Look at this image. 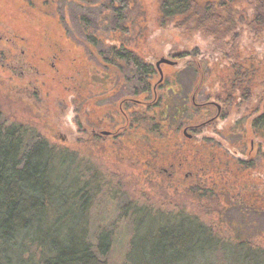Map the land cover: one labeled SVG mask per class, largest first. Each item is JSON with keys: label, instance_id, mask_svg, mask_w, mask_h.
Segmentation results:
<instances>
[{"label": "rangeland", "instance_id": "obj_1", "mask_svg": "<svg viewBox=\"0 0 264 264\" xmlns=\"http://www.w3.org/2000/svg\"><path fill=\"white\" fill-rule=\"evenodd\" d=\"M140 1L142 8L136 10L145 11L146 16L140 27L143 33L138 37V41L134 42L138 44L135 51L155 64L162 56L171 57L174 52L182 54L184 50L198 48L207 56L206 65L200 68L199 73L186 68L189 60L186 56L181 57L179 64L173 68L163 64V70L166 75L178 71L179 76L185 77L183 81L186 86L191 82V76H206L202 88L206 93H214L217 84L213 82L217 81V75H225L221 67L215 65L220 58L218 52L213 51L216 48L215 41L200 33L180 35L179 30L162 26L160 0ZM78 5H75V8L81 11ZM91 5L96 6L94 3ZM65 24L68 25L67 28ZM77 24L72 20L70 7L62 0H0V34L4 40L0 41V54L2 50L14 54L16 50L11 46L16 42L21 45L18 47L19 51L21 47L26 49L27 59L31 60L37 69L46 71V74L36 81L38 88L34 93L32 86L30 91L25 90L27 82L20 83L16 76L11 74V77L10 73L4 72L0 66L1 115L7 122H21L35 129L52 144L69 151L68 164H62L59 170L58 179H61L64 191L80 185V180L82 184L92 183L94 180L96 182L92 186H98L93 192L95 196L88 210L89 217L80 210L74 211L72 201L68 202L64 196L60 199L63 208L57 211L63 217L58 221L59 230L51 226L56 219L55 213H47L49 207L40 206L36 218L37 225L33 229L36 230L30 234L38 239L48 238L52 242L55 239L63 240L65 245L70 246V239L80 236L84 238L85 234L89 237L92 235L94 239L99 233H108L111 229L115 232V239L107 256L109 264H258L252 250L235 248L234 244H246L248 247L250 245L251 248L264 250V161L256 157H262L260 150H254L251 155L258 166L255 164L251 169H235L233 176L226 175L222 178L214 168L215 150H206L204 160L211 163V168L207 174V185L199 189L194 182L195 178H186L189 169L181 171L179 179L169 176V152L165 137L163 142L153 141L154 133L149 130L155 124L154 121L142 123L144 130L138 129V137H124L122 141L116 140L115 145L111 144V140L90 143L74 136L73 129L77 124L68 104L69 98L73 100L77 93L73 95L65 85L71 89L73 71L78 70L79 66L77 63L73 64V53L64 52L61 56L57 53L59 58L56 60V66L61 69V75H56L50 57L53 52H60L61 49L59 46L54 49L50 45L60 43L64 47L71 46L68 38L74 37V32L80 36V26ZM96 34L104 36L106 43H116L123 36L108 33L100 28ZM239 39L237 47H249L253 44V39L247 34ZM131 47L134 48V44ZM237 47L235 50H239ZM86 51L89 54H84L85 59H77L83 67L77 78V85L81 90L90 92L96 90V83L100 81L99 75L103 73L96 65L98 56L93 58L90 55L92 53ZM73 52L78 53L75 48ZM43 57L49 61H45ZM206 67L213 72H207ZM159 77L157 75V78ZM200 80L201 78L198 79ZM255 92L260 94L258 98H252L248 103L234 104L227 119L220 117L216 120L219 132L225 130L230 133L231 129L236 128L230 136L238 137L245 129L248 146L250 139H253V133L250 125L244 122L246 119L252 120L264 109V100L261 101L262 88H257ZM78 97L81 99L80 95ZM201 97L203 98V95ZM137 109L143 110L139 105ZM161 109L160 105L156 104L152 106L151 111L146 110V113L152 114V111ZM249 112L254 116L243 117L250 115ZM210 116L209 112L201 114L203 122ZM241 120L244 122L236 126ZM205 128L209 132L205 133L208 138H218L217 134L213 133L216 131L214 126L208 125ZM207 144L213 145L212 139ZM80 172L83 173V179L79 177ZM227 187L230 189L227 190ZM243 197L247 198L246 202H242ZM37 199L41 202L43 198L38 195ZM130 202L155 211L186 209L187 213L201 217L215 235L212 237L207 234L202 238H193L194 240L186 246L173 248V240H162L159 236L160 231H165L169 226H177L176 219L166 214L146 211L135 214L132 222L131 210L122 211ZM187 229L194 230V224H190ZM35 248L36 246H33L32 250ZM37 261H40V257L35 258L33 263L36 264Z\"/></svg>", "mask_w": 264, "mask_h": 264}, {"label": "trees", "instance_id": "obj_2", "mask_svg": "<svg viewBox=\"0 0 264 264\" xmlns=\"http://www.w3.org/2000/svg\"><path fill=\"white\" fill-rule=\"evenodd\" d=\"M62 2L70 7L74 22L87 24L80 26L83 36L87 35L86 30L92 28L107 30L114 35L130 33L129 42L134 44L135 48L131 47L133 58L132 73H129L132 77L128 74L130 80L140 81L145 78V73L153 74L155 68L152 62L148 64L149 69L146 68L143 65L144 56L135 51L138 44L134 42H137L143 33L140 27L146 16L145 11L136 10L142 8L140 0H62ZM93 3L96 4L95 7H92ZM75 5H78L81 11H78ZM160 20L162 26L179 30L180 35L200 33L215 41L216 48L213 51H217L220 57L215 65H219L225 74L217 75V81L213 82L217 84L213 96L225 100L221 119L229 117L234 104L240 105L250 102L252 98H258L260 94L255 92L257 88H262L261 101L264 100V0H160ZM245 34L253 39V44L249 47L246 45L237 47V41ZM235 47L239 50H235ZM184 51L180 53L181 57H189L187 60L189 68L199 73L200 68L206 65V54L204 55L198 48ZM206 68L207 72H213ZM205 82V79L200 80L201 84ZM201 90V94L206 98H214L212 92L205 93L203 88ZM249 114L243 117L254 116L253 113ZM137 119L139 131L144 130L142 123L154 121L155 124L149 129L154 133L152 140L163 142L165 133L162 110H154L152 114L139 110ZM209 149H213V146L206 143L205 150ZM69 155V151L52 144L35 129L21 122H7L0 113V264H34L37 257H40V261L36 264H109L107 256L115 239V232L111 229L108 233H99L96 239L86 234L84 238L80 236L70 239V246L65 245L63 240L55 239L52 242L48 238L38 239L30 234L36 230L33 229L37 225L36 218L40 206L49 207L47 213H55L56 219L51 226L59 230L58 221L63 217L57 211L63 208L60 199L64 196L68 202L72 201L74 211L80 210L89 217L88 210L95 196L93 192L98 186L96 188L92 186L96 182L94 180L85 184L80 180V185L64 191L61 179H58L59 170L62 164H68ZM79 177L83 179V173L80 172ZM38 195L43 198L41 202H38L40 200L37 199ZM241 199L242 202H246L247 198ZM127 209L131 210L132 222L135 214L146 211L166 214L176 219L177 226H169L165 231H160L159 236L162 240H173V248L186 246L194 240L193 238H202L207 234L212 237L215 235L201 217L187 213L186 209L155 211L135 202H130L122 211L126 212ZM190 224H194V230L187 229ZM33 246H36L35 250H32ZM234 246L242 250H252L258 259L256 262L264 264V250L254 249L246 244Z\"/></svg>", "mask_w": 264, "mask_h": 264}, {"label": "flooded vegetation", "instance_id": "obj_3", "mask_svg": "<svg viewBox=\"0 0 264 264\" xmlns=\"http://www.w3.org/2000/svg\"><path fill=\"white\" fill-rule=\"evenodd\" d=\"M108 23L111 22L108 21ZM64 26L65 28L68 27L67 24ZM77 26H87V24L82 22L81 24L78 23ZM78 31L80 36L74 32V37H67L73 47H64L60 43L50 45L54 49H57V46L61 49L60 52L57 50L53 52L50 57L56 75H61V69L56 66V60L59 58L57 53L60 56L64 52L73 53V64L77 63L79 66L78 70L73 71L71 89L65 85L66 89L72 91L73 95L77 93L81 96V99L77 94L74 95L73 100L69 98L70 104L68 106L70 105L73 120L77 124L73 129L74 136L90 143L111 140L113 141L111 144L114 145L116 140L122 141L124 137L136 138L139 135L137 106H141L145 111H151L153 105L159 104L164 120L165 141L170 163L168 174L171 178L177 179L178 177L179 179L181 171L189 169L186 178H195L194 182L199 188L205 187L207 174L211 168V163L204 160L205 144L210 139L213 141L212 146L215 150L213 155V159H215L214 168L221 178L226 175L233 176L235 169L238 171L245 168L251 169L255 164L258 166V163L254 161L255 159L251 158L252 152L256 149L260 150L262 155L260 158L256 156L257 159L264 161V109L252 120L246 119L245 122L241 120L235 124L239 126L244 122L250 125L253 139H250L248 146L249 140L248 136L244 134L245 129H243V134L238 137L229 135L236 128L231 129L230 133L225 130L219 132L216 120L224 114L223 103L225 100L213 96L216 90L212 93L214 98H206L204 95L203 98L201 97V89L204 84H201L198 79H205L206 76H191V82L186 86L185 81H183L185 77L179 76L178 71H173L172 75L165 74L163 64L172 68L177 66L178 60L181 58L179 52H174L171 57H161L167 58L173 62L172 64L161 62L159 67L157 64L161 60L159 59L155 64L152 62L155 68L152 75L145 73L143 80H130L129 76L132 77V75L129 73H132L131 59L133 58L131 54L132 44L129 42L130 33L123 35L122 40H118L116 43L114 41H111L113 43H106L107 39L104 36L96 34L97 28L86 30V36L81 34L80 28ZM0 41H4L1 34ZM12 45L11 47L16 50L14 54L11 51L9 53H5L6 50L1 51V69L10 73V76L11 74L13 77L16 76L20 83L25 84L27 82L24 86L27 92L32 86V92L36 93L38 88L36 81L45 75L46 71L37 69L31 60L27 59L28 53H26L25 48L21 47L22 49L19 51L20 44L14 42ZM74 48L78 51L77 54L73 52ZM86 50L92 53L90 55L93 58L98 56L96 65L100 67V71L103 73L99 75L100 81L96 83V90L90 92L86 89L81 90L77 85V78L81 73V68H83L77 59L81 58L80 61L85 59L84 54H89ZM43 58L45 61L48 60ZM144 62L143 65L149 69V61L146 57ZM186 68H189L188 64ZM143 69L145 68L143 67ZM145 71L147 70L145 69ZM157 75L160 77L157 78ZM89 88L91 89L92 86ZM202 112L211 114L206 122H203ZM208 125L214 126L216 131L213 133L217 134L218 138H208L205 135V133H209L205 128ZM233 186L231 187L233 188ZM228 189L230 188L227 187Z\"/></svg>", "mask_w": 264, "mask_h": 264}, {"label": "water", "instance_id": "obj_4", "mask_svg": "<svg viewBox=\"0 0 264 264\" xmlns=\"http://www.w3.org/2000/svg\"><path fill=\"white\" fill-rule=\"evenodd\" d=\"M161 62H166V63H170V64L173 63L170 60H168L167 58H161V60L157 63L159 65V67L161 66Z\"/></svg>", "mask_w": 264, "mask_h": 264}]
</instances>
